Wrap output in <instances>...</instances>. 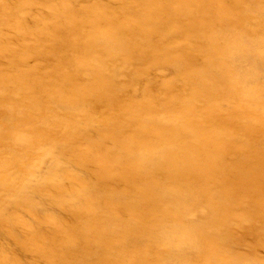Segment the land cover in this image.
<instances>
[{"label": "bare ground", "instance_id": "bare-ground-1", "mask_svg": "<svg viewBox=\"0 0 264 264\" xmlns=\"http://www.w3.org/2000/svg\"><path fill=\"white\" fill-rule=\"evenodd\" d=\"M0 264H264V0H0Z\"/></svg>", "mask_w": 264, "mask_h": 264}]
</instances>
